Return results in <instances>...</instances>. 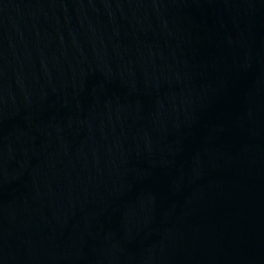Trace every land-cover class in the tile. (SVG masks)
I'll list each match as a JSON object with an SVG mask.
<instances>
[{"label": "water", "instance_id": "95a60500", "mask_svg": "<svg viewBox=\"0 0 264 264\" xmlns=\"http://www.w3.org/2000/svg\"><path fill=\"white\" fill-rule=\"evenodd\" d=\"M0 264H264V0H0Z\"/></svg>", "mask_w": 264, "mask_h": 264}]
</instances>
